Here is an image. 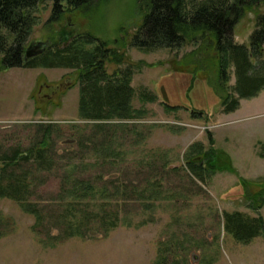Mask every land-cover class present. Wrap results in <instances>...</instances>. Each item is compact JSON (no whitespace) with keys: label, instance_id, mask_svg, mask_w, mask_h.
<instances>
[{"label":"rangeland","instance_id":"374dc122","mask_svg":"<svg viewBox=\"0 0 264 264\" xmlns=\"http://www.w3.org/2000/svg\"><path fill=\"white\" fill-rule=\"evenodd\" d=\"M146 3L94 0L87 10H69L60 21L48 22L52 1L43 0L33 10L36 19L30 39L64 47L70 41L60 44V39L72 30L75 34L90 33L97 38L95 43L105 41L108 47L125 52L124 62H108L107 70L112 73L134 66L133 106L147 113L112 121L125 125L108 132L112 145L125 159L123 166L88 165L87 171H102L106 179L129 182L136 179L133 172L144 157L162 158L156 175L162 180L160 198L153 208L136 202L124 204L123 223L107 237H72L45 247L31 230L34 217L14 200L0 197V212L13 223L8 226L10 233L0 237V264H153L162 242L187 259V264H264V237L244 244L226 232L223 224L224 211L257 213L245 197L242 179L253 180L254 191L264 183V88L253 97L241 98L236 111L224 113L207 80L220 89L217 65L212 59L209 64L207 60L191 62L198 39H188L177 49L146 50L131 44L146 13ZM259 10H247L235 25L237 42L249 45ZM199 55L205 57L201 52ZM260 61L253 59L256 67ZM60 82L63 84L52 101L40 97V83L55 86ZM234 83L231 68L229 84ZM79 89L70 68L14 67L3 71L0 142L28 146L35 138L37 124H53L57 148H77L78 139L90 135L94 127L93 121L79 117ZM148 93L156 95L155 99L147 100ZM166 103L178 108H169ZM193 109L204 114L196 115ZM194 142L224 153L219 158L220 168L205 182L192 180L186 165V152ZM84 153L86 159L94 161V151L85 149ZM146 174L151 180V174ZM44 187L54 191L59 182L48 178ZM260 213L264 217V205Z\"/></svg>","mask_w":264,"mask_h":264},{"label":"trees","instance_id":"16d2710c","mask_svg":"<svg viewBox=\"0 0 264 264\" xmlns=\"http://www.w3.org/2000/svg\"><path fill=\"white\" fill-rule=\"evenodd\" d=\"M41 1L0 0V75L14 67L72 69L80 85L79 117L94 122L91 134L78 139L77 148L58 149L53 124H37L35 138L28 146L0 142V197L14 200L34 217L31 230L47 247L72 237L91 238L96 234L107 237L123 223L121 208L126 203L153 208L162 194V180L156 176L162 158L144 157L142 165L133 172L136 179L129 182L106 179L102 171H87L88 165L123 166L125 159L112 145L108 132L125 125L112 121L134 119L147 111L133 106L134 66L112 73L107 70L108 62L123 63L125 52L108 47L105 41L95 43L97 38L90 33L75 34L67 30L60 39V44L70 41L67 45H46L39 53L25 58L33 42L30 39L36 19L33 10ZM50 1L52 10L48 22H57L66 11L87 10L94 0ZM145 1L146 13L131 44L146 50L177 49L188 39H198L200 43L191 62L207 60L209 64L212 59L217 65L220 89L211 84V79L207 80L220 98L224 113L236 111L241 98L253 97L264 88V0ZM254 8L261 11L256 16L249 45L239 43L234 38V27L247 10ZM200 52L205 57L201 58ZM253 59L261 60L259 67ZM231 68L234 84H229ZM194 79L193 76L192 82ZM145 96L152 101L156 95ZM192 112L204 114L202 110ZM209 139L214 143L212 135ZM85 149L96 154L93 162L86 159ZM222 153L215 147L206 150L201 142L192 143L186 152L192 180L205 182L220 168ZM261 155L264 157V151ZM146 173L151 174V180ZM52 177L57 179L59 187L49 191L43 185ZM253 184V180L242 179L245 197L257 212L255 215L241 210L224 211L225 231L244 244L264 237V217L260 213L264 205V183L255 191ZM11 224V219L0 212V237L10 233ZM4 228L9 229L4 231ZM180 256L162 242L153 264H187V259Z\"/></svg>","mask_w":264,"mask_h":264},{"label":"flooded vegetation","instance_id":"af4514ba","mask_svg":"<svg viewBox=\"0 0 264 264\" xmlns=\"http://www.w3.org/2000/svg\"><path fill=\"white\" fill-rule=\"evenodd\" d=\"M39 46L42 48H44V46H46V44H43L42 42H40ZM63 83L60 82L58 84L51 85V84H45L44 83H40L39 84V95L42 99L44 100H53V96L55 93H57L58 89Z\"/></svg>","mask_w":264,"mask_h":264},{"label":"water","instance_id":"95a60500","mask_svg":"<svg viewBox=\"0 0 264 264\" xmlns=\"http://www.w3.org/2000/svg\"><path fill=\"white\" fill-rule=\"evenodd\" d=\"M40 41H33L32 44L27 48L25 58L28 59L31 56L39 53L41 51V47L39 46Z\"/></svg>","mask_w":264,"mask_h":264}]
</instances>
